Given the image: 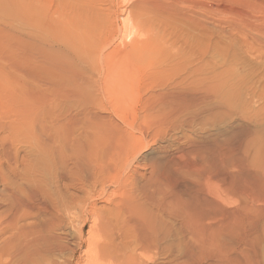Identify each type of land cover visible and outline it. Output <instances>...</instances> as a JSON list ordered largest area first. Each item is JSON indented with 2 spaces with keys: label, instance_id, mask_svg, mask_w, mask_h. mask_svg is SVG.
I'll list each match as a JSON object with an SVG mask.
<instances>
[{
  "label": "bare ground",
  "instance_id": "1",
  "mask_svg": "<svg viewBox=\"0 0 264 264\" xmlns=\"http://www.w3.org/2000/svg\"><path fill=\"white\" fill-rule=\"evenodd\" d=\"M100 1L0 0V264H264V0Z\"/></svg>",
  "mask_w": 264,
  "mask_h": 264
},
{
  "label": "rangeland",
  "instance_id": "2",
  "mask_svg": "<svg viewBox=\"0 0 264 264\" xmlns=\"http://www.w3.org/2000/svg\"><path fill=\"white\" fill-rule=\"evenodd\" d=\"M133 1L134 0H131V1L130 0H115L111 3L108 0H106V1L103 0V1L98 2L96 6H98L99 9H101L103 11V13L107 16L110 15V13L116 12L119 15V19L121 21L125 20V19L128 20V18L130 17L129 25H130L131 31H133V32L138 31V33H140V35L142 36V40H146L147 38H150L149 36L144 37L141 34V31H143L147 27V28H149V31H151L150 32L151 37H153V35L158 34L157 32H159L160 33L159 35H161L164 39H166V37H167V40H168L171 36V35H169V33L172 34L174 32V34H172V36L175 37L174 39L176 41V46L180 50L186 51V50H190L192 48V46L194 44L193 43V36L194 35H193V33L190 32L189 29L181 28L180 26H178V27H176V30H171V29L169 30V28L166 27V29H164V31L161 33V30H160L161 25L158 24L159 22L157 23L156 21L151 19V17L146 16V14L143 13L139 9H133V5H134ZM111 4H113V6ZM147 17L149 18V20ZM133 32H131V35ZM137 37L138 38H136V39H139V36H137ZM216 47L219 48L218 45H216ZM149 48H150V46H149ZM215 52L216 51H214L212 53L215 54ZM240 56H239L240 59L236 60L237 63L234 64V69H238L237 72L235 70V76H237L238 74H241V75H239L240 78L238 76V77H236V79L238 78L241 80L243 78V80H246V81H244L245 83L241 80L243 83H241L242 85H240V86L244 85L243 86L244 88L243 87L241 88V92L243 93V95H244V93H247L248 96H250L251 95L250 91L253 90L254 88L257 89L259 87L258 88V90H259L262 87H264V62L259 63V62L252 61V59L250 60L249 57H246L242 54H240ZM212 62L213 63L220 62V59L217 58V56H215V58L213 59ZM236 73H237V75H236ZM261 84H262V86H261ZM247 89H250V90H247ZM243 90H244V92H243ZM258 90L252 91V94L257 92ZM87 228L88 227H86L84 229L85 235L87 233L86 231H88Z\"/></svg>",
  "mask_w": 264,
  "mask_h": 264
}]
</instances>
